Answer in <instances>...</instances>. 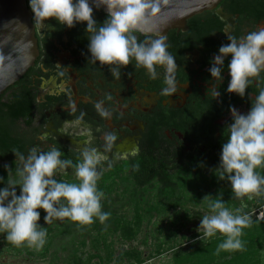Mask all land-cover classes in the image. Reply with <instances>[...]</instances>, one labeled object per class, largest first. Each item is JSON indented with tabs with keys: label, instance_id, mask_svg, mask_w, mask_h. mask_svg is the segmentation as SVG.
Returning a JSON list of instances; mask_svg holds the SVG:
<instances>
[{
	"label": "flooded vegetation",
	"instance_id": "1",
	"mask_svg": "<svg viewBox=\"0 0 264 264\" xmlns=\"http://www.w3.org/2000/svg\"><path fill=\"white\" fill-rule=\"evenodd\" d=\"M26 4L38 55L22 78L0 96V128L4 132L0 137V177L5 184L8 179L19 180L14 169L20 162L15 164L13 152L27 155L32 147L42 151L56 147L63 153L62 159L73 158L75 163L86 146L103 152L104 137L112 133L116 140L105 152L108 160L101 165V181L121 162H135L144 156L151 164L149 171H167L172 177L189 176L186 186L196 193L193 191V198L186 197L188 200L199 198L206 188L203 195H215L217 187L210 185L218 174L214 170L227 139L224 130L232 122L229 108L234 106L241 114L250 110L252 98L264 89V72L252 78L246 96L241 98L227 92L228 61L223 82H216L209 73L210 60L228 42L226 35L241 37L264 27V0H221L216 8L189 19L186 27L165 35L168 51L177 63V91L171 96L160 95L162 73L161 78L152 80L145 69L133 68L134 61L120 69L119 78L113 77L108 66L87 58L85 25L76 24L69 29L51 21L55 26L52 31L37 24L28 0ZM106 18L103 10L94 9V19L99 24ZM135 35L139 41L157 37L139 32ZM213 86L221 92L219 98L213 94ZM97 101H103L109 117L98 114ZM81 114L83 118L79 119ZM44 135L46 139H40ZM5 165L13 171L8 173ZM200 168L208 179L206 184L201 182L204 178ZM67 172L66 176L57 175L59 180L68 182L74 174L71 168ZM218 180L222 192L216 195L231 193L227 179L220 180L218 174ZM261 194L240 198L239 207L251 211L257 201L264 199V192ZM148 195L149 199L155 196L153 192ZM179 196L181 200L182 193ZM247 201L250 208H245ZM4 237L0 233V258L14 254L5 246Z\"/></svg>",
	"mask_w": 264,
	"mask_h": 264
},
{
	"label": "clouds",
	"instance_id": "2",
	"mask_svg": "<svg viewBox=\"0 0 264 264\" xmlns=\"http://www.w3.org/2000/svg\"><path fill=\"white\" fill-rule=\"evenodd\" d=\"M162 0H28V6L37 24L55 30L50 23L55 21L69 29L76 24L85 25L88 38V59L100 66H108L113 77L119 78L120 69H126L133 61V68H143L152 80L161 78L163 86L160 95L171 96L177 91L176 58L168 51L166 36L139 41L136 32L144 31L149 21L161 11ZM101 7L107 18L102 24L94 19V9ZM222 44L210 60L209 73L212 80L223 82L227 60L230 77L227 92L244 98L253 77L264 72V27L236 37L226 35ZM213 94L219 98L220 91L213 86ZM95 108L101 117L110 116L103 101H97ZM229 111L232 122L224 130L227 139L222 144L220 163L215 174L227 179L235 197L251 199L252 194L264 190V176L257 169L264 167V89L252 98V105L246 114L234 106ZM83 118V114L79 119ZM40 139H46V135ZM116 140L114 134L104 137V151L96 147H84L80 159H62L63 153L56 147L42 151L32 147L27 155L13 152L20 166L14 169L19 180L8 179L6 184L0 177V233L15 246L34 247L40 250L46 242L47 229L39 221L45 213L44 224L54 219H69L79 225H89L94 218L105 222L109 213L102 211L103 192L97 182L102 174V163L108 160L105 152L111 150ZM111 167V164H109ZM73 168L77 183L58 180L57 175H68ZM8 173L13 169L5 165ZM19 188V194L17 193ZM211 214L200 218L196 231L198 239L211 238L218 233L225 239L217 251L241 249L243 229L249 225L246 214L233 215L218 195H205ZM264 218V217H263Z\"/></svg>",
	"mask_w": 264,
	"mask_h": 264
},
{
	"label": "rangeland",
	"instance_id": "3",
	"mask_svg": "<svg viewBox=\"0 0 264 264\" xmlns=\"http://www.w3.org/2000/svg\"><path fill=\"white\" fill-rule=\"evenodd\" d=\"M260 172H264V168L260 169ZM59 177L55 178L59 180ZM68 182L77 183L78 181L73 175L68 179ZM117 183L110 196L114 198L116 196L126 197L128 195L126 184L120 178L117 179ZM101 184L100 177L97 182L98 189ZM193 191L189 189L186 192L187 195L182 196L180 201L184 202L188 200L187 198L195 197ZM201 191L200 189L199 193ZM103 194L104 196L108 195L106 192ZM205 195H199L198 201L194 203L189 199L190 202L182 207L173 208L162 218V227L156 226V223L161 219L159 216H155L150 222L144 217L142 224L138 225L135 219L137 217L136 208L129 209L126 215L131 223V228L135 231V235L131 239L123 237L120 232L109 233L102 237L92 234L90 238L86 239L85 244L80 240L73 245L70 238L60 240L56 237L51 243L50 249L44 253L42 252L43 247L55 237L56 231L54 228L48 229L49 224H44L41 216L39 223L47 229L44 246L40 250L28 247V250L21 254L14 253L1 257L0 264H193L187 262L184 257L197 251H199V255L205 257V248L217 240L222 242L225 239L219 233L211 238L198 239L199 235L203 237L202 231L200 234L196 231L200 218L205 214H211L208 207L209 202L202 201ZM221 198L225 204L228 202L227 197ZM226 207L233 215L246 214L249 217V224L264 221V218L261 217V215L264 217V199L257 201L251 211L231 205ZM125 252L130 255L121 259L120 255ZM256 259L259 264H264V235L260 241V251Z\"/></svg>",
	"mask_w": 264,
	"mask_h": 264
},
{
	"label": "trees",
	"instance_id": "4",
	"mask_svg": "<svg viewBox=\"0 0 264 264\" xmlns=\"http://www.w3.org/2000/svg\"><path fill=\"white\" fill-rule=\"evenodd\" d=\"M4 135L3 129L0 128V137ZM73 161V158H72ZM149 164L146 162V158L143 156L137 159L135 162H121L112 168L101 181V187L98 189L101 192H106L108 195L102 197L101 205L102 211L108 212L110 215L108 219L101 223L98 219L94 218V222L89 225H79L69 219L58 220L54 219L52 223L49 224L48 229L54 228L56 231L55 237L49 241V243L43 247L42 252H47L53 240L58 237L60 240L70 238V242L74 245L77 241H82L83 244L86 243V239L90 238L92 234L96 236H104L109 233L117 234L121 233L123 237L133 238L135 231L131 228V223L128 220L126 212L135 207L136 208V222L138 225L142 224V221L147 218L150 222L154 218V214H157L161 219L156 223L157 227H162V218L166 216L173 208L183 206L187 204L182 203L179 200V195L186 196L188 187V177L185 176H175L172 177L167 171L163 173H156L155 169L149 171ZM258 168L257 172L263 176L264 172H260ZM71 174H74V169L71 168ZM181 175V174H180ZM201 182L206 184L208 179L204 176L202 168H200ZM120 178L127 186L128 192L127 196L121 198L120 196L111 197L110 194L114 191L117 186V179ZM158 178V182L155 183L154 180ZM214 183L210 187L216 186L217 190L213 197H217L216 194L222 192L220 188V181L218 180V174L214 175L212 178ZM154 181V182H153ZM159 183V184H158ZM208 189H204L203 195ZM149 192L154 193V198L149 199ZM195 192V190H194ZM264 190L260 191L263 196ZM196 193V192H195ZM231 193H233L231 191ZM231 193L220 195V197H227L228 202L225 206L239 207V199L233 196ZM198 198H194L193 201H197ZM242 200V199H241ZM251 203L247 201L245 208H250ZM41 210L40 212H42ZM45 213H41L44 217ZM179 215V214H178ZM145 217V218H144ZM5 236V234L1 233ZM264 235V221L255 222L249 224L248 227L243 229L242 235L240 237L242 241V248L238 250L230 251H217L218 245L221 240H217L204 249L205 257L199 255V251L187 255L186 261L192 262L193 264H259L256 257L260 251V241ZM98 238V237H97ZM4 244L8 251L13 253H23L28 250V246H15L6 240L4 237ZM59 240V241H60ZM223 242V241H222ZM1 244V241H0ZM201 251V250H200ZM129 256L130 253H123L120 258L123 259L125 256ZM134 257V255H132Z\"/></svg>",
	"mask_w": 264,
	"mask_h": 264
},
{
	"label": "water",
	"instance_id": "5",
	"mask_svg": "<svg viewBox=\"0 0 264 264\" xmlns=\"http://www.w3.org/2000/svg\"><path fill=\"white\" fill-rule=\"evenodd\" d=\"M220 1L162 0L160 13L139 33L166 35L170 30L186 27L189 19L216 8ZM100 9L106 13L103 7ZM37 55V39L26 0H0V96L33 66Z\"/></svg>",
	"mask_w": 264,
	"mask_h": 264
},
{
	"label": "built area",
	"instance_id": "6",
	"mask_svg": "<svg viewBox=\"0 0 264 264\" xmlns=\"http://www.w3.org/2000/svg\"><path fill=\"white\" fill-rule=\"evenodd\" d=\"M261 217L263 218V215H261Z\"/></svg>",
	"mask_w": 264,
	"mask_h": 264
}]
</instances>
